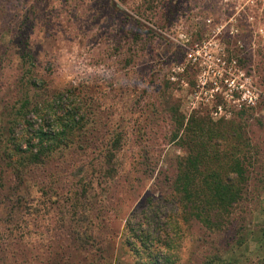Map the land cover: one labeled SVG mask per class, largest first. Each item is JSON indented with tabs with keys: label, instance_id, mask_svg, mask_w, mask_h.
I'll return each mask as SVG.
<instances>
[{
	"label": "rangeland",
	"instance_id": "rangeland-1",
	"mask_svg": "<svg viewBox=\"0 0 264 264\" xmlns=\"http://www.w3.org/2000/svg\"><path fill=\"white\" fill-rule=\"evenodd\" d=\"M244 2L0 0V264H264V0ZM212 37L245 69L185 68ZM196 153L237 189L198 218L173 190Z\"/></svg>",
	"mask_w": 264,
	"mask_h": 264
},
{
	"label": "trees",
	"instance_id": "trees-1",
	"mask_svg": "<svg viewBox=\"0 0 264 264\" xmlns=\"http://www.w3.org/2000/svg\"><path fill=\"white\" fill-rule=\"evenodd\" d=\"M222 138L219 136V140ZM201 157H203L201 153H196L193 159H187L182 165H178L173 181V190L179 199L178 202L196 218L202 212L212 211L214 208L224 209L234 203L237 198V189L228 181L224 180V182L218 183V181L211 182L199 179L203 163ZM213 175L209 174L208 176ZM134 238L140 244L145 241V237L141 235ZM156 256L152 258L151 264H160Z\"/></svg>",
	"mask_w": 264,
	"mask_h": 264
},
{
	"label": "built area",
	"instance_id": "built-area-1",
	"mask_svg": "<svg viewBox=\"0 0 264 264\" xmlns=\"http://www.w3.org/2000/svg\"><path fill=\"white\" fill-rule=\"evenodd\" d=\"M256 0H245L243 7H253ZM242 9V6L240 7ZM252 20L251 16L247 17V21ZM219 31V29L217 30ZM234 32H236L234 30ZM188 40L186 39L185 42ZM183 48V66L187 69H245L238 63L235 56H228L224 52V46L219 44L218 39L210 38L207 43L202 45L193 44L189 48ZM181 67V69H184ZM231 90H235L240 95V99L235 102H243L254 104L257 99V93L246 79L243 77L242 82L238 85H233Z\"/></svg>",
	"mask_w": 264,
	"mask_h": 264
}]
</instances>
